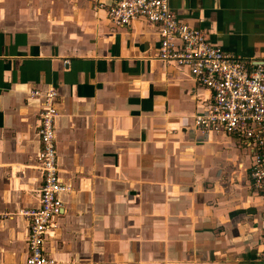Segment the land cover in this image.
Returning a JSON list of instances; mask_svg holds the SVG:
<instances>
[{"label":"crops","instance_id":"obj_1","mask_svg":"<svg viewBox=\"0 0 264 264\" xmlns=\"http://www.w3.org/2000/svg\"><path fill=\"white\" fill-rule=\"evenodd\" d=\"M94 4L0 0V264L29 254L18 212L39 205L43 178V97L30 91L50 87L59 173L71 186L44 240L54 264H264V196L252 190L249 152L194 126L211 90L157 58L156 24L116 26ZM170 4L211 43L264 61V0Z\"/></svg>","mask_w":264,"mask_h":264},{"label":"built area","instance_id":"obj_2","mask_svg":"<svg viewBox=\"0 0 264 264\" xmlns=\"http://www.w3.org/2000/svg\"><path fill=\"white\" fill-rule=\"evenodd\" d=\"M94 7L106 10L116 26L128 25L140 16L156 24L157 58L187 67L194 78L212 92L209 107L194 115L195 128L205 134L237 137L239 146L251 157L252 190L264 196V61L247 62L240 54L211 43L204 29L178 19L170 0H109L108 3L95 0ZM30 94L43 97L38 127L41 146L36 155L43 178L39 205L21 208L18 213L29 222L26 264H54V259L44 250V240L54 226V217L63 211L60 194L71 189L63 181L58 166L55 128L59 114L55 103L58 92L50 87L44 92L32 89Z\"/></svg>","mask_w":264,"mask_h":264}]
</instances>
